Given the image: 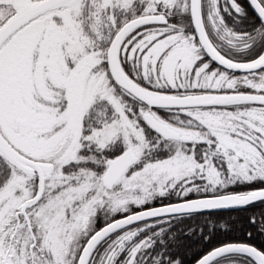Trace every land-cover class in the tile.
<instances>
[{
  "label": "snow or ice",
  "instance_id": "snow-or-ice-1",
  "mask_svg": "<svg viewBox=\"0 0 264 264\" xmlns=\"http://www.w3.org/2000/svg\"><path fill=\"white\" fill-rule=\"evenodd\" d=\"M0 264H264V0H0Z\"/></svg>",
  "mask_w": 264,
  "mask_h": 264
}]
</instances>
